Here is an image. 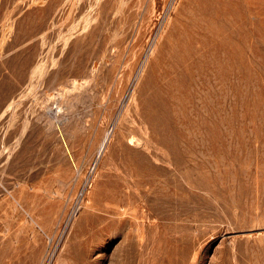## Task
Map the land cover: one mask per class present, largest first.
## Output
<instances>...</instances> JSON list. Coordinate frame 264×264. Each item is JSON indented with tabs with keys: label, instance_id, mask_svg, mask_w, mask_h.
<instances>
[{
	"label": "rangeland",
	"instance_id": "rangeland-1",
	"mask_svg": "<svg viewBox=\"0 0 264 264\" xmlns=\"http://www.w3.org/2000/svg\"><path fill=\"white\" fill-rule=\"evenodd\" d=\"M0 264H264V0H0Z\"/></svg>",
	"mask_w": 264,
	"mask_h": 264
},
{
	"label": "bare ground",
	"instance_id": "bare-ground-1",
	"mask_svg": "<svg viewBox=\"0 0 264 264\" xmlns=\"http://www.w3.org/2000/svg\"><path fill=\"white\" fill-rule=\"evenodd\" d=\"M208 29V28H207ZM105 141V140H104ZM102 145V144H101Z\"/></svg>",
	"mask_w": 264,
	"mask_h": 264
}]
</instances>
